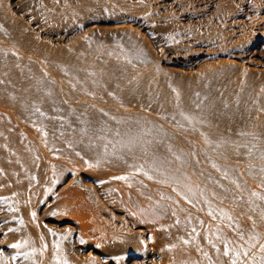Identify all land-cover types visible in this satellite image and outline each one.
<instances>
[{
    "label": "bare ground",
    "instance_id": "1",
    "mask_svg": "<svg viewBox=\"0 0 264 264\" xmlns=\"http://www.w3.org/2000/svg\"><path fill=\"white\" fill-rule=\"evenodd\" d=\"M0 264H264V0H0Z\"/></svg>",
    "mask_w": 264,
    "mask_h": 264
},
{
    "label": "rangeland",
    "instance_id": "2",
    "mask_svg": "<svg viewBox=\"0 0 264 264\" xmlns=\"http://www.w3.org/2000/svg\"><path fill=\"white\" fill-rule=\"evenodd\" d=\"M188 57H191V55H189Z\"/></svg>",
    "mask_w": 264,
    "mask_h": 264
},
{
    "label": "snow or ice",
    "instance_id": "3",
    "mask_svg": "<svg viewBox=\"0 0 264 264\" xmlns=\"http://www.w3.org/2000/svg\"><path fill=\"white\" fill-rule=\"evenodd\" d=\"M225 255H227V252L225 253Z\"/></svg>",
    "mask_w": 264,
    "mask_h": 264
}]
</instances>
